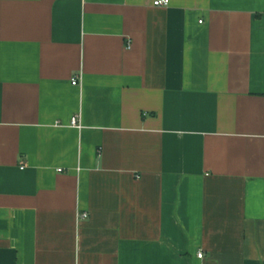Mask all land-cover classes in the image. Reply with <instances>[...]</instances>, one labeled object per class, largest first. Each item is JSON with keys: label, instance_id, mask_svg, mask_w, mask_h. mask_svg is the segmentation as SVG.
Segmentation results:
<instances>
[{"label": "crops", "instance_id": "obj_1", "mask_svg": "<svg viewBox=\"0 0 264 264\" xmlns=\"http://www.w3.org/2000/svg\"><path fill=\"white\" fill-rule=\"evenodd\" d=\"M153 1L0 0V264H264V0Z\"/></svg>", "mask_w": 264, "mask_h": 264}, {"label": "built area", "instance_id": "obj_2", "mask_svg": "<svg viewBox=\"0 0 264 264\" xmlns=\"http://www.w3.org/2000/svg\"><path fill=\"white\" fill-rule=\"evenodd\" d=\"M168 3H169V0H154L153 1V6H155V7H163V6H167ZM71 84L74 85V86L77 85V80L76 79L72 80ZM70 123H71L72 126H77L78 125L77 117H73L71 119ZM82 218L83 219L86 218V215L85 214L82 215ZM201 256H202L201 254L198 255L199 258H201Z\"/></svg>", "mask_w": 264, "mask_h": 264}]
</instances>
